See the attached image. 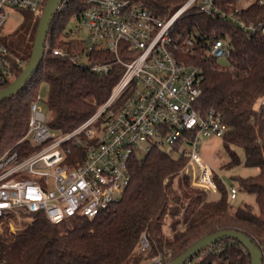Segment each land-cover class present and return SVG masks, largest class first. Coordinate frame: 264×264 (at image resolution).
Instances as JSON below:
<instances>
[{"label":"trees","instance_id":"trees-1","mask_svg":"<svg viewBox=\"0 0 264 264\" xmlns=\"http://www.w3.org/2000/svg\"><path fill=\"white\" fill-rule=\"evenodd\" d=\"M158 17L168 18L189 0H132ZM240 0H218L220 13L188 10L178 21L175 35H193L195 53L177 50L186 63L201 68L202 112L215 109L227 124L222 137L229 154L226 167L239 166L242 160L232 147L244 152V165L258 169L253 176L238 180L240 191L255 196L258 212L252 205L234 207L229 202L231 189L215 175L220 197L197 189L182 173L187 160L154 147L145 156L130 161L131 182L122 197L94 218L73 217L52 223L44 213L18 210L10 218L21 229L0 232V262L3 264H152L161 256L169 262L193 244L221 230H236L247 235L264 250V109L256 103L264 97V35L249 34L227 15L234 14L248 24L264 23V6L259 0L237 13ZM87 0H72L55 15L48 34L51 43L38 71L17 96L0 104V156L17 149L23 156L35 150L29 141L19 143L30 125L31 104L41 83L49 85L47 121L51 130L67 133L88 120L108 99L117 74L105 75L93 69L96 64L112 63L114 55L106 50L87 54V61H75L84 50L83 43L65 31L67 22L85 9ZM40 17V16H39ZM39 20L28 29V53L17 57L27 65L32 55ZM228 37L232 44L231 66L224 67L206 52L210 37ZM52 48L69 52L65 57L52 54ZM26 67V66H25ZM119 67L115 68V72ZM19 74L22 71L18 72ZM5 84L0 90L7 87ZM236 198V196H235ZM143 234L151 247L140 251ZM189 262V263H188ZM186 264H251V256L236 239L226 238L203 249Z\"/></svg>","mask_w":264,"mask_h":264},{"label":"built area","instance_id":"built-area-1","mask_svg":"<svg viewBox=\"0 0 264 264\" xmlns=\"http://www.w3.org/2000/svg\"><path fill=\"white\" fill-rule=\"evenodd\" d=\"M47 1L0 0V87L25 66L3 41L7 16L13 9L41 16ZM71 2L65 0L60 11ZM259 4L264 6V0ZM237 5L238 13L250 4ZM193 7L208 15L221 12L218 0H189L168 18L132 0H87L85 9L72 16L81 25L70 35L84 46L73 59L87 61L91 51H109L114 61L93 69L105 75L116 73L117 81L88 120L59 136L47 124L49 116L40 109V96L32 102L29 130L19 143L29 141L35 150L23 156L11 148L0 156V224L18 210L44 213L54 224L77 216L94 218L124 196L132 177L131 159L154 147L169 146L168 151L187 160L182 173L193 187L218 191L214 170L201 158L200 143L203 137L222 138L228 126L215 109H199L203 72L176 54L177 50L195 53L198 48L193 35L183 39L175 35L179 19ZM224 15L249 34L264 35V23L248 24L234 14ZM207 43L209 56L230 62L228 37L213 36ZM52 54L70 55L61 48H52ZM231 192L235 198L237 190L232 187ZM150 247L148 235L143 234L140 251ZM152 264L170 262L159 256Z\"/></svg>","mask_w":264,"mask_h":264},{"label":"rangeland","instance_id":"rangeland-1","mask_svg":"<svg viewBox=\"0 0 264 264\" xmlns=\"http://www.w3.org/2000/svg\"><path fill=\"white\" fill-rule=\"evenodd\" d=\"M253 0H240L239 3L242 7L249 5ZM70 5V4H69ZM238 7V5H237ZM66 8V7H65ZM41 16L39 17L36 14H33L30 11L13 9L10 11L7 16L5 26L2 30L3 41L10 51L14 54H18L21 57H24L28 53V42L30 34L28 29L31 28L38 20L40 21ZM79 22L75 18H71L65 27V31L72 32L77 26H80ZM86 34H82L84 37ZM51 46V43H48ZM86 59V56L83 58ZM24 64L26 62L24 61ZM26 66V65H25ZM24 66V68H25ZM16 70L15 75L11 78L9 85L20 75L18 72L23 71ZM49 85L47 83H41L38 89V95L40 96V109L44 114L48 115L47 112V103L49 98ZM262 103V98L256 103V108L260 109ZM53 134L59 136V131H52ZM165 151L169 150V146H165ZM232 150L236 151L240 156L242 163L239 166L228 168L226 167L227 162L229 161V154L224 146V140L220 137L207 138L203 137L200 143V152L201 158L204 162L210 165L214 170L215 175H217L222 181L223 185L230 190L234 187L237 190L236 198H229V202L234 207H239L244 204H250L253 206L254 210L258 212V206L253 194L242 192L238 186V180L241 178H246L248 176L256 175L259 171L257 168H250L244 165V152L239 147H232ZM146 154L137 155L138 158L145 156ZM210 199H218L220 194L218 191H209ZM10 215H7L0 224V232H6L7 227H9L10 232H15L18 229H21L20 218L18 221L11 219ZM263 250V249H261Z\"/></svg>","mask_w":264,"mask_h":264},{"label":"water","instance_id":"water-1","mask_svg":"<svg viewBox=\"0 0 264 264\" xmlns=\"http://www.w3.org/2000/svg\"><path fill=\"white\" fill-rule=\"evenodd\" d=\"M65 0H48L41 15L35 43L30 60L22 73L7 87L0 90V104L4 101L17 96L25 89L33 75L38 71L42 61L46 55V44L48 34L51 29L54 17L59 13L60 7ZM218 65L229 67L231 63L220 58L217 60ZM226 238H233L238 240L243 247L249 252L251 256V264H263L264 253L258 248L253 241L244 233L236 230H221L215 234L209 235L193 244L183 254L170 262V264H186L193 259L203 249L209 247L211 244L217 243Z\"/></svg>","mask_w":264,"mask_h":264}]
</instances>
